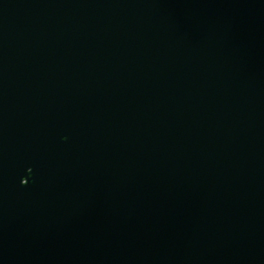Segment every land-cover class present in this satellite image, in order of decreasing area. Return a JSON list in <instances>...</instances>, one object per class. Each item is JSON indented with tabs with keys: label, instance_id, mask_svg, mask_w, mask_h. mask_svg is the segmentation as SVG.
I'll return each instance as SVG.
<instances>
[{
	"label": "water",
	"instance_id": "water-1",
	"mask_svg": "<svg viewBox=\"0 0 264 264\" xmlns=\"http://www.w3.org/2000/svg\"><path fill=\"white\" fill-rule=\"evenodd\" d=\"M0 264H264V0H0Z\"/></svg>",
	"mask_w": 264,
	"mask_h": 264
}]
</instances>
